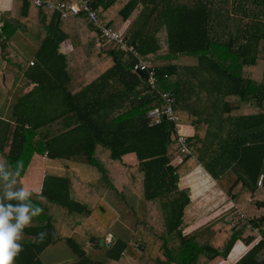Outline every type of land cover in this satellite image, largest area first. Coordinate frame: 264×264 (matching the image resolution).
<instances>
[{"label":"trees","instance_id":"trees-1","mask_svg":"<svg viewBox=\"0 0 264 264\" xmlns=\"http://www.w3.org/2000/svg\"><path fill=\"white\" fill-rule=\"evenodd\" d=\"M91 1L104 25L116 16L131 21L127 43L142 55H168L154 61L158 90L147 72L133 70L137 57L118 42L97 44L100 31L85 12L63 16L32 0L0 10L4 83L17 72L35 83L21 85L10 119L0 118V175L19 180L35 154L44 156L40 189L6 201L41 209L23 227L13 264H45L40 255L60 240L76 256L72 264H218L237 241L248 245L259 232L233 264H264V0ZM18 31L41 41L33 64L12 45ZM66 40L71 55L61 50ZM76 56L84 58L72 68ZM183 57L191 60L178 62ZM164 91L177 113L195 118L190 153L174 159L175 123L151 125L147 116L166 104ZM4 98L0 93V107ZM199 164L244 218L236 212L234 223L188 228L191 190L179 181ZM114 195L135 221L131 237L114 235L108 244L119 217L108 199ZM87 240L104 249L99 258Z\"/></svg>","mask_w":264,"mask_h":264},{"label":"crops","instance_id":"crops-1","mask_svg":"<svg viewBox=\"0 0 264 264\" xmlns=\"http://www.w3.org/2000/svg\"><path fill=\"white\" fill-rule=\"evenodd\" d=\"M12 4H13V0H0V10L4 13L12 7ZM130 23L131 21L128 19L123 20L120 16H116L115 22L112 26L126 33L130 26ZM19 32L21 31H18L13 37V39L20 40V38H15L19 34ZM29 38L30 39H25L22 37V43L27 44V45L30 44L31 46L35 45V51H36L41 41L32 36ZM15 49L17 50V48ZM61 50L66 52L68 55H71L72 53H74L75 48L73 47L70 41L66 40L62 43ZM167 56H168L167 54H154V55H151L150 58H152L154 62L156 60L157 61L165 60L166 59L165 57ZM82 60L83 59L81 57L74 58L71 62V67L74 68V67L80 66L82 64ZM6 64H7L6 61L0 58V75H1L0 76V93H3L5 95L4 101L0 107V118L8 120L10 119L9 118L10 117L9 113L11 111L10 106L15 96L19 94L17 93V90L19 89V87L23 85L26 81L29 82L28 85H30V87H33L35 83L23 78L22 76L23 73L19 74V72H17L15 73V77L12 79L10 86L5 85L4 70L6 69ZM194 119H195L194 117L193 118L190 117L188 120V123L186 124L180 123L181 131L184 132L185 134H188V136L193 135L196 131V126L193 124ZM35 156H38V155L35 154L33 156V159H32V162L29 168L24 173V175L20 178L19 181L16 179L15 174H7L6 179L4 177V174L0 175V187L3 188L7 184L12 191H15V190L17 191L23 187L29 190V187L32 186V187H37L38 189L35 191H38L40 189L39 186H36L38 183L37 184L36 182L32 183L33 181L30 180L31 177L26 175L27 172L31 171V170L28 171L31 168L35 170L39 166L40 169L43 170L44 156L40 155L43 158V160H41L42 163L39 161L40 158L39 160L37 159L36 161H34ZM42 177L43 175L41 173L40 178ZM258 184H259V181H258ZM19 185L20 187L18 188ZM179 185L181 187H185V186L190 187V190H191V201L187 206V210L185 214V221L189 224L188 228L196 229L199 227H204L222 218H224V220L231 221L234 223V219H232V217L235 215L236 212H238L240 216L244 218L245 214L241 213L242 211L239 210V207L233 203L230 196H228L227 193L221 189V187L219 186L217 182V179L213 177L202 164H199L191 172L182 176L180 178ZM261 238H262V234L259 232L258 236L252 241V243L248 245L241 241H237L236 245L234 246L233 250L229 254L228 258L222 260L218 264L235 263L239 258H241L249 250L251 246L255 245L256 242L260 240Z\"/></svg>","mask_w":264,"mask_h":264},{"label":"built area","instance_id":"built-area-1","mask_svg":"<svg viewBox=\"0 0 264 264\" xmlns=\"http://www.w3.org/2000/svg\"><path fill=\"white\" fill-rule=\"evenodd\" d=\"M34 4L38 6H46L50 9L60 12L63 16H69L74 13L85 12L92 20L93 26L98 28L100 31L99 37L97 38L98 44H107L109 42H118L121 49H124L126 52H131L137 61L133 65V70H142L147 72L146 81L154 89H157V77L154 72V62L152 58H147L142 55L137 49H135L133 44L127 43V38L124 32L117 29L114 26L104 25L100 18L97 9L93 6L91 0H32ZM2 22L0 19V29ZM30 64H33V59L30 60ZM163 99H165L166 104L162 107L156 106L148 111V118L150 119V124H158L164 118L175 123V129L178 133L177 147L181 154L190 153V145L187 143V134L181 131V118L180 115L174 109V96L168 92H160ZM263 176L260 177L259 183L262 182ZM259 240L256 242L258 243ZM89 244H91L89 242ZM259 261L264 262V250L261 252ZM13 264V262H12Z\"/></svg>","mask_w":264,"mask_h":264},{"label":"rangeland","instance_id":"rangeland-1","mask_svg":"<svg viewBox=\"0 0 264 264\" xmlns=\"http://www.w3.org/2000/svg\"><path fill=\"white\" fill-rule=\"evenodd\" d=\"M28 36L31 37L30 35H27L25 32L21 31L15 37V38H20V40H15V39L12 40L13 47L17 48V51L25 58L31 57L32 54H34V52H35V45L31 46L30 44L27 45V44L22 43V37L25 39H30ZM109 43H111V42H109ZM83 58L84 57H82V59ZM165 58H167V57H165ZM31 59H33V57H31ZM190 60H191V57H189V58L183 57L182 60L180 59V60H178V62L183 63V61H185L187 63V61H190ZM178 113L180 114V117H181V123H184V124L188 123V120L190 117L187 116L185 112H178ZM170 154H171L173 159L177 155L181 154L180 151L178 150L177 145L174 143L171 145ZM35 158H37L38 160L40 158L39 161L42 163V161H41V160H43L42 156L38 155V156H35ZM28 171H30V172H27L26 175L31 177L30 180L33 181V182L31 181L32 183H35V182H36V184L38 183L36 186H39V188H40L41 187V179H42V178H40L41 173H42V170L40 169V167L38 166V168L35 170L33 168H31ZM19 187H20V185L18 186V188ZM37 189H38L37 187H32V186L29 187V190H31V191H35ZM108 199H109V202L111 204L115 205L114 207L117 208V212H118L119 217L115 223L116 224L115 228L114 227L111 228V232L107 235L106 240L108 241V243H110V241L112 240V236H114V235H118L119 237H125V238L131 237L130 234H131V231H132V228L134 225V221H135L134 216L128 210V208L125 207L123 200L121 198H119L118 196H115V195H114V197L109 196ZM63 212H64V208L60 207L59 211L55 215V225L60 223ZM241 213H243V212H241ZM137 238L138 237L133 236L132 240L138 242L139 239H137ZM89 242L90 241L87 240L85 243L86 250L89 251V253L92 254L93 257L99 258L104 253V249H95L92 246V243L90 242L91 244H89ZM40 257L45 264H72L76 259V256L73 255V253L71 252V249L68 247V245L66 244V242L64 240H60L56 244H52L49 247H47L43 251V253L40 255Z\"/></svg>","mask_w":264,"mask_h":264},{"label":"clouds","instance_id":"clouds-1","mask_svg":"<svg viewBox=\"0 0 264 264\" xmlns=\"http://www.w3.org/2000/svg\"><path fill=\"white\" fill-rule=\"evenodd\" d=\"M4 177L7 178V173H4ZM29 192L25 187L17 191H12L7 184L3 187L0 199V264H12L13 257L21 248L18 240L23 227L41 211L38 206L6 202L13 198L23 200ZM38 235L43 236V233Z\"/></svg>","mask_w":264,"mask_h":264},{"label":"water","instance_id":"water-1","mask_svg":"<svg viewBox=\"0 0 264 264\" xmlns=\"http://www.w3.org/2000/svg\"><path fill=\"white\" fill-rule=\"evenodd\" d=\"M137 73L140 75V76H143L144 75V71L142 70H137ZM104 240H101V243H103ZM109 244V243H108Z\"/></svg>","mask_w":264,"mask_h":264}]
</instances>
